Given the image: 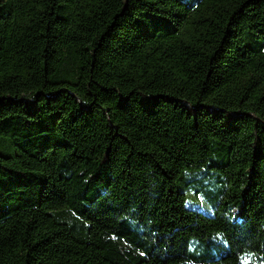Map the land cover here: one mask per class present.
<instances>
[{"label":"trees","instance_id":"obj_1","mask_svg":"<svg viewBox=\"0 0 264 264\" xmlns=\"http://www.w3.org/2000/svg\"><path fill=\"white\" fill-rule=\"evenodd\" d=\"M0 264H264V0H0Z\"/></svg>","mask_w":264,"mask_h":264},{"label":"rangeland","instance_id":"obj_2","mask_svg":"<svg viewBox=\"0 0 264 264\" xmlns=\"http://www.w3.org/2000/svg\"><path fill=\"white\" fill-rule=\"evenodd\" d=\"M183 1L190 2V0H183ZM202 181H203L202 179H198V180L194 181V183H193L194 186H192L190 189H188L186 191V193H185L186 197H187L186 205L189 208L198 209L203 213H209L210 214L212 212V208L210 207V205L206 204L205 197L203 195L199 196V197L194 196L195 191L197 189H199V186H200ZM187 194H188V196H187Z\"/></svg>","mask_w":264,"mask_h":264}]
</instances>
